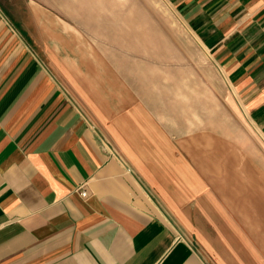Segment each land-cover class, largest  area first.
<instances>
[{
	"label": "crops",
	"instance_id": "1",
	"mask_svg": "<svg viewBox=\"0 0 264 264\" xmlns=\"http://www.w3.org/2000/svg\"><path fill=\"white\" fill-rule=\"evenodd\" d=\"M170 1L221 71L224 101L233 95L264 139V0ZM67 86L0 12V264H210L189 236L209 208L234 232L232 262L264 264V180L239 170L237 152L117 145ZM165 149L171 163L158 160Z\"/></svg>",
	"mask_w": 264,
	"mask_h": 264
},
{
	"label": "rangeland",
	"instance_id": "2",
	"mask_svg": "<svg viewBox=\"0 0 264 264\" xmlns=\"http://www.w3.org/2000/svg\"><path fill=\"white\" fill-rule=\"evenodd\" d=\"M0 12L44 66L67 79L76 102L102 118L99 124L114 133L117 145H229L239 170L264 180V139L233 95L224 101L228 88L221 71L170 0H0ZM78 77L81 85L68 80ZM129 92L138 105L127 110L121 104ZM132 152L142 157L140 149ZM158 152V160L171 163L172 151ZM211 152L213 159L219 155ZM149 169L150 178L164 176L156 166ZM210 212L189 236L210 264H234L228 252L235 248L234 232L230 237L217 228L216 221L222 227L225 222L215 209Z\"/></svg>",
	"mask_w": 264,
	"mask_h": 264
},
{
	"label": "built area",
	"instance_id": "3",
	"mask_svg": "<svg viewBox=\"0 0 264 264\" xmlns=\"http://www.w3.org/2000/svg\"><path fill=\"white\" fill-rule=\"evenodd\" d=\"M82 196H84V197L87 196V192L83 191Z\"/></svg>",
	"mask_w": 264,
	"mask_h": 264
}]
</instances>
